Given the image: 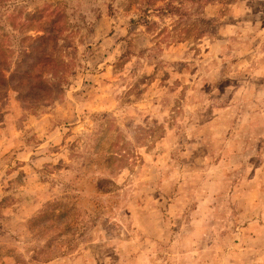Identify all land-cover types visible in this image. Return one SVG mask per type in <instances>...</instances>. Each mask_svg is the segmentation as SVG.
<instances>
[{
	"label": "rangeland",
	"instance_id": "374dc122",
	"mask_svg": "<svg viewBox=\"0 0 264 264\" xmlns=\"http://www.w3.org/2000/svg\"><path fill=\"white\" fill-rule=\"evenodd\" d=\"M44 34L52 95L0 94V264H264V0H0L7 75Z\"/></svg>",
	"mask_w": 264,
	"mask_h": 264
},
{
	"label": "trees",
	"instance_id": "16d2710c",
	"mask_svg": "<svg viewBox=\"0 0 264 264\" xmlns=\"http://www.w3.org/2000/svg\"><path fill=\"white\" fill-rule=\"evenodd\" d=\"M56 40L57 37L50 34L29 38L28 48L9 75L5 72L9 55L0 42V94L11 89L26 99L33 96V99H47L52 95L57 86L54 80L60 81L67 67V62L53 52ZM49 42L52 43L50 48Z\"/></svg>",
	"mask_w": 264,
	"mask_h": 264
}]
</instances>
